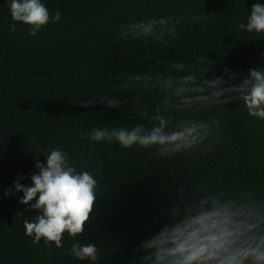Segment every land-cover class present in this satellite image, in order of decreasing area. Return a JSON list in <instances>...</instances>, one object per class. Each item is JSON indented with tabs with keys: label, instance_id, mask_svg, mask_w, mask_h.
I'll return each instance as SVG.
<instances>
[{
	"label": "trees",
	"instance_id": "16d2710c",
	"mask_svg": "<svg viewBox=\"0 0 264 264\" xmlns=\"http://www.w3.org/2000/svg\"><path fill=\"white\" fill-rule=\"evenodd\" d=\"M41 2L50 17L59 11L61 19L33 37L30 26L12 19L11 0H0V264H139L143 253L136 249L168 222L180 186L188 198L199 187L211 194L249 193L264 203V120L249 116L242 101L171 113L174 120H219V129L205 142L214 143L207 151L202 145L157 156L154 148L123 149L118 142L90 138L93 128L152 126L130 99L139 93L145 110L154 113L164 93L122 87L130 76L199 77L208 68L204 79L223 76L228 86L240 83L251 69L264 70V33L238 27L264 0ZM162 17L179 20L175 35L163 42L121 36L128 24ZM12 24L15 32L9 31ZM179 62L185 64L183 73L172 68ZM114 95L119 108L81 107L87 99ZM85 133L88 137L81 139ZM53 149L65 151L78 171H90L97 180L84 234L64 233L61 248L43 238L35 243L25 234L24 220L39 213L19 203L23 193L13 187L18 180L33 186L36 162L46 166ZM8 190L13 195H5ZM76 242L95 244L97 261L71 255Z\"/></svg>",
	"mask_w": 264,
	"mask_h": 264
},
{
	"label": "clouds",
	"instance_id": "9594fccd",
	"mask_svg": "<svg viewBox=\"0 0 264 264\" xmlns=\"http://www.w3.org/2000/svg\"><path fill=\"white\" fill-rule=\"evenodd\" d=\"M10 13L14 21L30 26L29 35L35 37L49 22L57 23L61 13L54 16L41 0H11ZM195 19V17H194ZM179 20L172 17L150 19L126 25L121 29L125 39L152 37L163 42L166 35H175ZM239 29L248 33H264V5L255 3L251 8L247 24L241 22ZM12 24L9 31L15 32ZM176 73L185 71L183 62L173 63ZM203 75L161 76L150 74L130 76L124 88L139 87L141 91L159 88L164 98L154 113L145 110L143 97H131L140 109L139 114L152 122L151 127L140 123L132 128H93L90 138L94 142H118L123 149L138 146L156 149L157 156H170L188 152L204 146L211 150L214 143L205 142L220 127L219 120L210 119L174 120L172 112L189 113L199 107L228 104L232 100L242 101L248 115L264 120V70L251 69L240 83L228 84L223 76L204 79ZM225 74L229 72L225 68ZM235 79L230 76L229 80ZM230 97V99H224ZM106 104L108 108H119V96H105L99 101L87 99L81 107ZM89 134L81 135L85 139ZM46 166L36 162L37 174L31 176L32 185L25 187L14 183L16 192L23 193L19 201L35 210L34 220L25 219V234L39 243H54L63 247L64 233L70 237L82 236L97 199V180L90 171H78L70 163L68 154L53 149L46 155ZM205 193V194H202ZM5 195H13L8 190ZM179 199L170 204L168 222L152 238L142 242L136 251L142 252L139 264H264V203L253 194L241 193L228 196L226 193L211 194L199 187L193 189L191 198L185 196L182 186L177 189ZM38 197V199H37ZM33 200L36 202L31 203ZM71 255L78 260L98 259L95 244L72 245Z\"/></svg>",
	"mask_w": 264,
	"mask_h": 264
}]
</instances>
